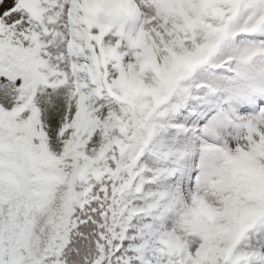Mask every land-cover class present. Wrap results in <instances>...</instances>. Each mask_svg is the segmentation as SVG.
<instances>
[{
  "label": "snow or ice",
  "instance_id": "6c2138e0",
  "mask_svg": "<svg viewBox=\"0 0 264 264\" xmlns=\"http://www.w3.org/2000/svg\"><path fill=\"white\" fill-rule=\"evenodd\" d=\"M0 264H264V0H0Z\"/></svg>",
  "mask_w": 264,
  "mask_h": 264
}]
</instances>
